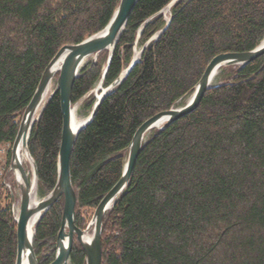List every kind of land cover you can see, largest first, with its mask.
Here are the masks:
<instances>
[{"label":"trees","instance_id":"trees-1","mask_svg":"<svg viewBox=\"0 0 264 264\" xmlns=\"http://www.w3.org/2000/svg\"><path fill=\"white\" fill-rule=\"evenodd\" d=\"M170 1L138 0L104 86L128 66L141 27ZM119 2L0 0V146L13 145L23 113L58 51L103 29ZM165 24L164 14L154 16L142 28L139 43ZM263 39L264 0H181L173 6L169 27L105 97L74 146L79 227H87L122 176L139 126L192 93L216 55L253 49ZM107 58L103 50L82 67L73 103L99 82ZM222 70V83L209 88L195 110L147 139L127 189L104 218L102 264H264V54ZM91 99L88 107L96 98ZM62 128L57 92L29 138L42 195L58 179ZM63 209L61 197L36 224L33 244L40 264L56 258ZM17 245L14 200L3 179L0 264L16 263ZM71 264H86L77 238Z\"/></svg>","mask_w":264,"mask_h":264},{"label":"water","instance_id":"water-1","mask_svg":"<svg viewBox=\"0 0 264 264\" xmlns=\"http://www.w3.org/2000/svg\"><path fill=\"white\" fill-rule=\"evenodd\" d=\"M179 1L181 0H171L154 15L164 14L166 24L140 48V51H137L136 48L139 45L140 35L144 26L141 27L135 40L134 54L129 65L106 87L103 86V84L115 48L127 26L128 20L138 0H120L110 22L103 29L85 38L81 42L64 45L46 67L36 92L23 113L18 134L12 145L11 161L8 169V172L14 174L16 183L20 188L19 211L16 215L18 242L16 264H23V256L25 253L28 254V264H40L33 244L36 225L33 230L32 223L36 220V222H38L43 214L61 197H64L62 223L57 237L56 258L50 264H71V252L75 238L78 239L84 249L86 264H102V234L104 218L115 201L127 189L141 150L149 136L155 129H163L176 119L195 110L200 105L207 90L213 86V76L218 69L229 65L242 66L264 54L263 40L258 46L250 50L224 52L216 55L208 64L202 77L196 84L193 96L189 102L179 107H172L160 111L143 122V124L137 129L128 147V157L122 176L101 199L88 226L84 229L79 227L76 224V204L78 197L73 185L71 172L72 152L77 139L82 129L85 128L95 117L105 97L123 83L127 75L139 63L144 50L149 43L158 39L169 27L172 21V8ZM154 16L150 17L145 24L150 22ZM103 50L108 51L107 65L100 81L93 88L96 95L95 103L91 113L84 123L78 128H75L72 122L74 109L72 94L75 81L80 74L84 62L90 56L98 54ZM62 55L64 56L63 63L59 68L54 69L55 64ZM57 74L58 77L56 79L55 87L47 97L49 85L52 80H55ZM100 89L101 92H99ZM57 92L60 93L63 114L62 141L58 159V179L54 188L46 196L40 198L37 202H33V192L39 194V174L37 163L29 149V138L47 101ZM20 146L28 152V156L31 160L30 163L33 167V178H31L26 167L23 166L20 161ZM18 174L20 175V178L18 177ZM9 187L13 199H15L16 194L13 187L11 185H9ZM91 230L92 233L90 234ZM87 235H90V239L87 238Z\"/></svg>","mask_w":264,"mask_h":264},{"label":"rangeland","instance_id":"rangeland-1","mask_svg":"<svg viewBox=\"0 0 264 264\" xmlns=\"http://www.w3.org/2000/svg\"><path fill=\"white\" fill-rule=\"evenodd\" d=\"M142 46L143 45H141L139 43V45L136 48L137 51H140V48ZM97 57H98V54H94V55L90 56L86 61H88L90 59H97ZM223 76H224V73H223V70L221 68L216 73V75L214 77V83L213 84L215 85L216 83H222ZM57 77H58V74H57L55 80L52 83V87H51L52 89L54 88V86L56 84ZM192 93L186 95L184 98H182L181 100H179L174 106H181V105L185 104L188 101L189 97L192 96ZM92 96H95V92L93 91V89L91 90V92L88 95H86L85 97H83L82 99H80L79 101H77L76 103H73V107H74V109H76L77 115L79 117L86 119L89 116V114L91 113L92 106L91 107H88L86 105V103L88 101L92 100L91 99ZM10 148L12 149V145L9 144V143L8 144H3V145L0 146V182H1V180L4 179V181H6V184L11 183V186L13 187V190H14V192L16 194L15 195V199H13V200H14L15 214L17 215L18 209H19L20 188H19V185L16 183L14 174L12 172H8V169H9V166H10V163L8 165V160H9L8 151H9ZM11 152H12V150H11ZM10 161H11V159H10ZM7 165H8V168H7ZM24 166L26 167L27 171L29 172V175L32 178V173H33L32 164L28 160H26L24 162ZM6 168H7V170H6ZM47 194L42 195L40 193L39 194L37 193V198L38 199L43 198ZM94 212H95V210H94ZM94 212H93V214H94ZM93 214H92V217H93ZM92 217H91V219H92ZM91 219H90V221H91ZM91 233H92V230L90 231V234Z\"/></svg>","mask_w":264,"mask_h":264},{"label":"bare ground","instance_id":"bare-ground-1","mask_svg":"<svg viewBox=\"0 0 264 264\" xmlns=\"http://www.w3.org/2000/svg\"><path fill=\"white\" fill-rule=\"evenodd\" d=\"M118 7V6H117ZM117 9V8H116ZM116 11V10H115ZM115 13V12H114ZM146 24H144L143 26H145ZM142 26V27H143ZM165 26V25H164ZM264 40V39H263ZM63 59H64V56L62 55L61 56V58L57 61V63L55 64V66H54V69H57V68H59L60 66H61V64L63 63ZM87 63V61H85L84 62V65ZM130 63V62H129ZM83 65V66H84ZM129 65V64H128ZM229 66H237V65H229ZM106 67V66H105ZM105 69V68H104ZM219 71V69L215 72V74H214V76H213V83H214V77H215V75H216V73ZM45 72V71H44ZM81 72V71H80ZM44 74V73H43ZM80 75V74H79ZM43 76V75H42ZM79 77V76H78ZM100 81V80H99ZM52 83H53V80H52V82L50 83V85H49V88H48V90H47V97L50 95V93L52 92V90L54 89H52L51 87H52ZM214 85V84H213ZM103 86H104V84H103ZM55 87V86H54ZM106 87V86H105ZM114 91V90H113ZM112 91V92H113ZM99 92H101V89L99 90ZM193 93H194V91H193ZM193 93H192V96H193ZM192 96H190L189 97V99H188V101L187 102H189L190 101V99L192 98ZM95 98H96V95H95ZM96 100V99H95ZM186 102V103H187ZM94 103H95V101H94ZM94 103H93V105H94ZM185 103V104H186ZM184 105V104H183ZM182 106V105H181ZM173 107H179V106H173ZM92 108H93V106H92ZM172 108V107H171ZM170 109V108H169ZM92 111V110H91ZM157 114V113H156ZM154 116V115H153ZM149 119V118H148ZM86 119L85 118H81V117H79L78 115H77V111H76V109H73V117H72V122H73V126L75 127V128H78L79 126H81L83 123H84V121H85ZM145 122V121H144ZM143 124V123H142ZM141 124V125H142ZM140 125V126H141ZM162 125V124H161ZM139 126V127H140ZM137 131V130H136ZM136 133V132H135ZM135 135V134H134ZM60 152V151H59ZM128 152H129V150H128ZM19 157H20V161H21V163L23 164V166H24V162L26 161V160H28L29 162L31 161L30 160V158H29V156H28V152L25 150V149H23V147L22 146H20V149H19ZM127 157H128V153H127ZM127 157H126V161H127ZM59 159V158H58ZM18 177L20 178V175L18 174ZM33 178V177H32ZM39 199L37 198V192H33V202H37ZM18 211H19V209H18ZM18 214V213H17ZM37 221V220H36ZM36 221H34L33 223H32V229L34 230V228H35V225H36ZM87 238L88 239H90V235H87ZM84 250V249H83ZM85 253V252H84ZM16 264V263H15ZM23 264H28V254H24V256H23Z\"/></svg>","mask_w":264,"mask_h":264},{"label":"built area","instance_id":"built-area-1","mask_svg":"<svg viewBox=\"0 0 264 264\" xmlns=\"http://www.w3.org/2000/svg\"><path fill=\"white\" fill-rule=\"evenodd\" d=\"M10 185V184H9Z\"/></svg>","mask_w":264,"mask_h":264}]
</instances>
